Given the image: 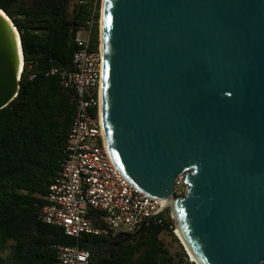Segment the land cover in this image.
<instances>
[{"label":"water","instance_id":"obj_1","mask_svg":"<svg viewBox=\"0 0 264 264\" xmlns=\"http://www.w3.org/2000/svg\"><path fill=\"white\" fill-rule=\"evenodd\" d=\"M99 37L116 167L164 200L196 264L264 263V0H103ZM23 62L0 9V109Z\"/></svg>","mask_w":264,"mask_h":264},{"label":"trees","instance_id":"obj_2","mask_svg":"<svg viewBox=\"0 0 264 264\" xmlns=\"http://www.w3.org/2000/svg\"><path fill=\"white\" fill-rule=\"evenodd\" d=\"M79 1L0 0V9L19 31L24 60L18 93L0 109V253L9 250L0 264H48L55 259V244L88 249L91 264H194L185 261L183 251L178 258L170 253L160 237L168 232L177 240L168 208L163 214L167 223L145 225L119 249L111 246V235L84 233L76 239L36 217L60 169L73 115L67 91L40 71L72 68L73 35L94 1L99 18L100 0ZM92 41L94 48L97 28ZM31 73L35 76L29 79Z\"/></svg>","mask_w":264,"mask_h":264},{"label":"built area","instance_id":"obj_3","mask_svg":"<svg viewBox=\"0 0 264 264\" xmlns=\"http://www.w3.org/2000/svg\"><path fill=\"white\" fill-rule=\"evenodd\" d=\"M99 9L96 19V1L92 2L91 13L74 32L76 49L72 54V68L51 66L40 71L46 77H55L67 91L73 115L60 169L49 184L45 203L37 209L36 217L41 222L61 227L66 235L76 239L84 233L113 237L118 233L135 234L150 223L168 222L163 216L167 209L164 200L129 183L112 161L106 146L100 108L102 4ZM96 28L98 42L92 48ZM34 76L31 73L28 77ZM177 184L181 185L178 179ZM52 247L55 259L48 264H91L90 251L78 244ZM185 261L196 264L191 256L189 261L186 256Z\"/></svg>","mask_w":264,"mask_h":264},{"label":"rangeland","instance_id":"obj_4","mask_svg":"<svg viewBox=\"0 0 264 264\" xmlns=\"http://www.w3.org/2000/svg\"><path fill=\"white\" fill-rule=\"evenodd\" d=\"M102 0H100V8H101ZM100 10V9H99ZM184 190V187L182 185L178 186L176 193L177 195L182 194ZM165 216V214H164ZM176 228L173 229V234L176 237V241L169 235L168 232H163L161 234V238L166 244V247L170 251V253L174 254L177 258L181 254V251H183L187 255V259L189 261L190 254L187 252L186 248L182 245L181 241L178 239L177 233L175 234ZM9 253V250L6 249L5 252L0 253V256L4 258Z\"/></svg>","mask_w":264,"mask_h":264},{"label":"flooded vegetation","instance_id":"obj_5","mask_svg":"<svg viewBox=\"0 0 264 264\" xmlns=\"http://www.w3.org/2000/svg\"><path fill=\"white\" fill-rule=\"evenodd\" d=\"M124 242H125V237L120 236V237H117L115 239H111V246L119 249Z\"/></svg>","mask_w":264,"mask_h":264},{"label":"bare ground","instance_id":"obj_6","mask_svg":"<svg viewBox=\"0 0 264 264\" xmlns=\"http://www.w3.org/2000/svg\"><path fill=\"white\" fill-rule=\"evenodd\" d=\"M23 64V63H22ZM22 72V71H21ZM177 233V235L176 236H178V238L180 239V240H182V238H181V235H180V233H179V231L178 230H175V234ZM191 256V259L194 261V258L192 257V255H190Z\"/></svg>","mask_w":264,"mask_h":264}]
</instances>
